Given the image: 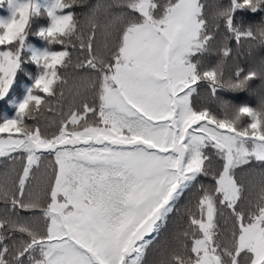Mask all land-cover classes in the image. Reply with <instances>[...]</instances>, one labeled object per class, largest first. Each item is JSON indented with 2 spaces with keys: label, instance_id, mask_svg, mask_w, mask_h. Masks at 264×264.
<instances>
[{
  "label": "snow or ice",
  "instance_id": "6c2138e0",
  "mask_svg": "<svg viewBox=\"0 0 264 264\" xmlns=\"http://www.w3.org/2000/svg\"><path fill=\"white\" fill-rule=\"evenodd\" d=\"M0 9V264H264V0Z\"/></svg>",
  "mask_w": 264,
  "mask_h": 264
},
{
  "label": "trees",
  "instance_id": "16d2710c",
  "mask_svg": "<svg viewBox=\"0 0 264 264\" xmlns=\"http://www.w3.org/2000/svg\"><path fill=\"white\" fill-rule=\"evenodd\" d=\"M6 14H7L6 11L0 9V16L6 15ZM34 43H36V42L34 41Z\"/></svg>",
  "mask_w": 264,
  "mask_h": 264
}]
</instances>
